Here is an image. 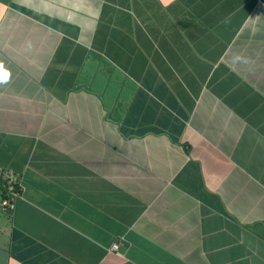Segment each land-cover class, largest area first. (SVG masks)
I'll use <instances>...</instances> for the list:
<instances>
[{
    "label": "crops",
    "instance_id": "0c3cea01",
    "mask_svg": "<svg viewBox=\"0 0 264 264\" xmlns=\"http://www.w3.org/2000/svg\"><path fill=\"white\" fill-rule=\"evenodd\" d=\"M0 73V264H264V0H0Z\"/></svg>",
    "mask_w": 264,
    "mask_h": 264
},
{
    "label": "built area",
    "instance_id": "2783aa9c",
    "mask_svg": "<svg viewBox=\"0 0 264 264\" xmlns=\"http://www.w3.org/2000/svg\"><path fill=\"white\" fill-rule=\"evenodd\" d=\"M15 182V181H14ZM12 186V185H11ZM14 193V192H13ZM12 193H9L8 196L6 197H3L0 199V204L2 206H5L6 208H11L12 207V202H11V199H12ZM119 243V240H116V241H113L111 242L110 246H109V249H115L117 247Z\"/></svg>",
    "mask_w": 264,
    "mask_h": 264
},
{
    "label": "trees",
    "instance_id": "16d2710c",
    "mask_svg": "<svg viewBox=\"0 0 264 264\" xmlns=\"http://www.w3.org/2000/svg\"><path fill=\"white\" fill-rule=\"evenodd\" d=\"M3 181H5V178H4V180H1L0 181V193H1V197L4 196V195L5 196H8V194H9V191L7 189V184H5V182H3ZM11 188H13L15 190H18L16 183H13L12 186H11Z\"/></svg>",
    "mask_w": 264,
    "mask_h": 264
},
{
    "label": "snow or ice",
    "instance_id": "6c2138e0",
    "mask_svg": "<svg viewBox=\"0 0 264 264\" xmlns=\"http://www.w3.org/2000/svg\"><path fill=\"white\" fill-rule=\"evenodd\" d=\"M7 74L6 73H0V80L6 79Z\"/></svg>",
    "mask_w": 264,
    "mask_h": 264
}]
</instances>
